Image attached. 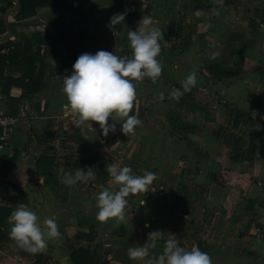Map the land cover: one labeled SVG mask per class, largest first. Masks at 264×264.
<instances>
[{
    "label": "crops",
    "instance_id": "obj_1",
    "mask_svg": "<svg viewBox=\"0 0 264 264\" xmlns=\"http://www.w3.org/2000/svg\"><path fill=\"white\" fill-rule=\"evenodd\" d=\"M3 2L0 38L11 28L0 40L3 52L6 41H20L16 30L50 37L60 29L75 36L68 46L83 53L105 49L131 57L127 33L143 15L168 43L159 55L160 75L134 81L130 114L141 123L132 132L117 123L104 136L98 122H81L66 107V76L55 72L48 46L41 50L46 67L39 89L26 94L12 85L0 92V113L16 119L8 143L0 130V264H75L72 252L79 248L94 255L93 264H143L127 248L156 229L164 236L153 253L174 234L181 246L208 252L213 264H264V0H67L62 11L39 6L15 28L17 10L7 15L15 2ZM119 12H127L125 21L109 26ZM40 67L38 61L35 79ZM193 71L196 84L185 89ZM112 163L157 174L154 191L129 197L121 222L96 218L99 186L116 187L106 170ZM77 168H91V175L66 184L65 173ZM19 203L40 220H56L60 235L45 249L31 253L9 236L8 217Z\"/></svg>",
    "mask_w": 264,
    "mask_h": 264
},
{
    "label": "clouds",
    "instance_id": "obj_2",
    "mask_svg": "<svg viewBox=\"0 0 264 264\" xmlns=\"http://www.w3.org/2000/svg\"><path fill=\"white\" fill-rule=\"evenodd\" d=\"M196 14H200L199 10ZM126 15L127 12L113 14L109 26L125 21ZM127 37L132 49L131 57L118 56L114 51L105 49L81 53L73 63L70 75L63 80L62 90L68 102L66 107L74 110L81 122H98L104 136L114 132L117 123H120L123 133L134 131L135 126L141 123L135 114H130L136 98L134 81L144 77L155 79L162 71L159 55L168 41L151 16L143 15L135 30L129 28ZM195 75L193 71L185 78V89L196 84ZM173 95L179 93L174 92ZM256 115L253 112V116ZM116 117L121 119L117 120ZM109 118L112 122H109ZM89 169L85 172L77 168L74 174L65 173V183L71 185L78 180H86L91 175ZM106 170L116 187L99 186L96 218L99 221L115 218L121 222L126 219L129 197L154 191L157 174L147 169L137 174L131 166H121L119 163L107 164ZM8 219L12 222L9 236L31 253L45 249L49 238L60 235L54 217L47 216L40 220L26 203H19ZM147 236L145 243L129 245L127 255L130 259L142 261L143 264H213L208 252L195 245L191 249L181 246L174 234L165 240L162 251L153 253L151 250L156 248L164 233L156 229L148 232Z\"/></svg>",
    "mask_w": 264,
    "mask_h": 264
},
{
    "label": "trees",
    "instance_id": "obj_3",
    "mask_svg": "<svg viewBox=\"0 0 264 264\" xmlns=\"http://www.w3.org/2000/svg\"><path fill=\"white\" fill-rule=\"evenodd\" d=\"M5 1L9 6L14 3L11 0ZM20 7L16 12V21L12 22L15 28L17 21L22 18L33 16L37 13L39 6H55L58 11H62L66 6L67 0H19ZM1 9H5L0 6ZM17 31L20 41L13 43L8 40L3 47L8 48V52L0 50V92L8 93L12 85H21L25 93L32 94L43 84V72L46 64L41 59V50L44 46L49 47V51L53 54L57 62L55 72L61 76L70 75L72 65L77 57L83 53L80 49L71 48L68 42L75 38L73 35L65 34L60 29L53 36H45L42 31H29L24 29ZM64 50V52H62ZM41 62L38 78L35 79L37 62ZM14 68L20 75L12 76L7 73V69ZM51 183H55L50 179ZM72 258L75 264H93L95 258L86 249L79 248L72 252Z\"/></svg>",
    "mask_w": 264,
    "mask_h": 264
},
{
    "label": "built area",
    "instance_id": "obj_4",
    "mask_svg": "<svg viewBox=\"0 0 264 264\" xmlns=\"http://www.w3.org/2000/svg\"><path fill=\"white\" fill-rule=\"evenodd\" d=\"M15 124L16 119L13 116L0 113V130L2 131L1 139L4 141V144L9 142ZM1 147H4V145H1ZM18 264L22 263L20 262Z\"/></svg>",
    "mask_w": 264,
    "mask_h": 264
},
{
    "label": "water",
    "instance_id": "obj_5",
    "mask_svg": "<svg viewBox=\"0 0 264 264\" xmlns=\"http://www.w3.org/2000/svg\"><path fill=\"white\" fill-rule=\"evenodd\" d=\"M13 1L15 2V5L11 7L10 9H8L7 15L13 12L14 10H18L20 7V2L18 0H13ZM10 36H11V28L9 27L7 34L1 37L0 40H7Z\"/></svg>",
    "mask_w": 264,
    "mask_h": 264
},
{
    "label": "rangeland",
    "instance_id": "obj_6",
    "mask_svg": "<svg viewBox=\"0 0 264 264\" xmlns=\"http://www.w3.org/2000/svg\"><path fill=\"white\" fill-rule=\"evenodd\" d=\"M0 5H1V6H3V7H5V3H4V2H3V3H1Z\"/></svg>",
    "mask_w": 264,
    "mask_h": 264
}]
</instances>
